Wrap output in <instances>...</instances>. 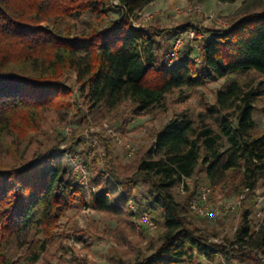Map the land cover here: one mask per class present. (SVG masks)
<instances>
[{
    "label": "trees",
    "instance_id": "obj_1",
    "mask_svg": "<svg viewBox=\"0 0 264 264\" xmlns=\"http://www.w3.org/2000/svg\"><path fill=\"white\" fill-rule=\"evenodd\" d=\"M150 2L0 0V146L7 137L25 140L38 132L45 111L73 106L67 73L74 74L79 94L91 109L99 105L114 109L129 100L137 111L163 106L170 92L199 87L208 79L250 71L264 75V9L201 33L191 23L171 29L137 25L135 18ZM113 11L120 16L101 27ZM86 14L94 22L86 21L77 29L75 23ZM190 28L202 39L201 68L192 49L187 57L172 62L167 54L159 56L158 39L165 33L175 37ZM261 97L264 80H234L218 89L215 102L196 119L177 115L158 130L133 177L121 178L112 172L114 183L107 180L105 191L94 193L92 208L113 211L128 199L117 193L119 184L142 179L152 186L145 209L138 200L134 203L138 210L151 212L154 205L159 209L164 226L161 243L150 256L130 263L119 260L118 264H181L195 255L215 254L240 263L264 259V220L252 231L249 210H245L231 247L214 243L193 223L198 214L191 210L190 202L197 191L181 200L172 191L185 178L193 177L200 165L211 185L221 184L229 172L240 170L242 185L251 192L256 189L264 176V134H253L254 103ZM7 149L12 157L16 155L15 148L7 145ZM87 169L90 175L91 168ZM97 177L93 180L98 183ZM110 193L115 195L112 200ZM78 199H85L84 187L71 174L70 164L52 149L21 167L0 161V264H17L10 244L33 231L43 237L31 248L29 259L36 261Z\"/></svg>",
    "mask_w": 264,
    "mask_h": 264
},
{
    "label": "rangeland",
    "instance_id": "obj_2",
    "mask_svg": "<svg viewBox=\"0 0 264 264\" xmlns=\"http://www.w3.org/2000/svg\"><path fill=\"white\" fill-rule=\"evenodd\" d=\"M262 9L264 0H235L231 3L218 0H151L137 15L135 23L144 28L160 29L177 28L184 23H191L203 33L205 29L223 27L238 17ZM119 16V11L111 12L103 20L101 27L109 25ZM86 21H93L90 14L78 19L76 28L81 30ZM178 36L179 33L175 37L165 33L163 38L158 39L159 56L167 54L171 62V47ZM201 40L195 36L191 38L184 35L179 59L187 57L192 49L201 68ZM234 80L257 83L264 80V75L250 71L216 80L208 79L199 87H184L170 92L165 96L163 106L137 111L129 100L114 109H107L103 105L91 109L79 94L74 74L67 73L65 81L73 89V106L69 109L45 111L40 130L30 134L25 140L16 136L7 137L5 145L0 146V161L6 165L15 162L21 167L47 149H52L64 162L67 161V154H75L83 160L86 167L91 168L88 185H82L85 199L76 200L67 210L55 228L52 239L36 261H31L29 256L34 242L43 239L42 234L33 231L13 241L9 251L17 264H118L119 260L130 263L150 256L161 243L164 233L160 211L155 205L152 206L151 214L155 217L156 226L148 229L136 223L129 204L136 199L145 209L151 184L143 182L142 179L135 184H119L117 193L124 194L128 199L125 205H118L113 211L92 208L91 197L95 192L105 191L103 185L107 180L114 183L112 172L121 178L133 177L137 163L146 156L158 130L177 115L186 114L196 119L199 113L205 112L215 102L216 91ZM253 118V134H264V97L254 103ZM207 122L213 124L212 119ZM121 141L135 147L133 156H128ZM7 145L15 148L16 157H12ZM205 170L200 165L189 184L184 185L183 189L181 185L175 186L172 189L173 194L177 200H181L189 193L196 192L198 186L207 185L211 188L213 207H219L221 211L222 205L229 203L230 209L221 211L216 218L195 215L193 223L209 241L231 247L245 210H249L252 231H256L264 220V176L258 179L256 189L251 192L242 185L240 170L229 172L224 182L219 185L208 182ZM97 174L102 176L97 177ZM96 177L98 183L93 180ZM109 198L112 200L115 195L110 193ZM255 257L260 258V255L255 254ZM181 264H264V259L259 262L251 259L240 263L238 260L229 261L221 254L212 257L195 255L192 260L186 259Z\"/></svg>",
    "mask_w": 264,
    "mask_h": 264
},
{
    "label": "built area",
    "instance_id": "obj_3",
    "mask_svg": "<svg viewBox=\"0 0 264 264\" xmlns=\"http://www.w3.org/2000/svg\"><path fill=\"white\" fill-rule=\"evenodd\" d=\"M230 24V23H229ZM229 24L224 25L223 27L228 26ZM184 35H187L188 37L193 38L198 37L195 30H187L185 33L180 32L179 36L175 38L171 51H170V61H174L178 59L181 46L183 45L184 41ZM121 144L127 151L128 156H133L135 147L125 141H121ZM67 161L71 166V173L72 175L79 181L81 185H88L89 181V174L88 169L83 162V160L78 157L75 154L69 153L67 154ZM191 178H185L180 185H188ZM211 188L207 185H201L197 188L196 196L192 199L190 202V208L191 210L202 217H211L216 218L217 215L220 214L221 211H228L230 209L229 203H224L222 205V210L220 211L219 207H213L211 198H210ZM131 202V201H130ZM130 208L134 212V215L136 217V223L140 227L153 229L156 226V220L154 216L151 214L150 211L147 210H138L134 203L131 205L129 204Z\"/></svg>",
    "mask_w": 264,
    "mask_h": 264
}]
</instances>
